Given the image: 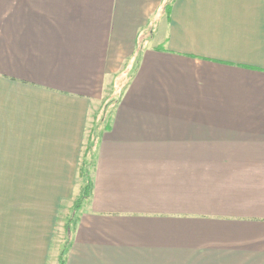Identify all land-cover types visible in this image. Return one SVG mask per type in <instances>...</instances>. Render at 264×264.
Masks as SVG:
<instances>
[{
  "label": "crops",
  "instance_id": "1",
  "mask_svg": "<svg viewBox=\"0 0 264 264\" xmlns=\"http://www.w3.org/2000/svg\"><path fill=\"white\" fill-rule=\"evenodd\" d=\"M86 144L66 264H264V0H0V264Z\"/></svg>",
  "mask_w": 264,
  "mask_h": 264
},
{
  "label": "rangeland",
  "instance_id": "2",
  "mask_svg": "<svg viewBox=\"0 0 264 264\" xmlns=\"http://www.w3.org/2000/svg\"><path fill=\"white\" fill-rule=\"evenodd\" d=\"M113 99H106L100 108V113L94 116L93 129L97 132L99 127H103L110 121L111 115L109 114ZM92 120V119H91ZM91 122V121H90ZM91 130L90 127L87 128ZM94 132H91L92 138ZM90 146H82L80 150V160L76 163L75 178H59L52 180V188H47L49 191H57V194L46 192L45 195H29L28 196V219H37L42 222L44 226V234L49 230V243L50 252L47 264H54L55 254L57 249H62L66 239L68 244L71 240V233L74 218L78 210L72 208L75 199L81 190L83 182L80 166H82L81 155L91 154ZM85 171V169H83ZM51 185L49 184V187ZM55 188V189H54ZM50 223V225L48 224ZM68 227V228H67Z\"/></svg>",
  "mask_w": 264,
  "mask_h": 264
},
{
  "label": "trees",
  "instance_id": "3",
  "mask_svg": "<svg viewBox=\"0 0 264 264\" xmlns=\"http://www.w3.org/2000/svg\"><path fill=\"white\" fill-rule=\"evenodd\" d=\"M86 166H88V164H86ZM89 191H90V179L88 177L84 178V185L82 187V191L80 193V196L77 198L74 207L75 210H78L84 199H86L89 195ZM68 228V227H67ZM69 233H71V231L69 230ZM69 249V244L68 241L66 239V242L64 243L62 249L60 250V254H59V258H58V264H66V256H67V252Z\"/></svg>",
  "mask_w": 264,
  "mask_h": 264
}]
</instances>
